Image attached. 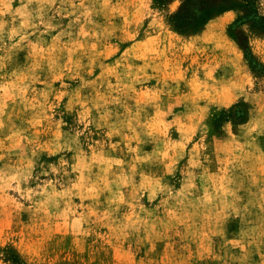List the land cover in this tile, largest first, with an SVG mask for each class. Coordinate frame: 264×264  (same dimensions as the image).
Wrapping results in <instances>:
<instances>
[{
    "label": "rangeland",
    "instance_id": "obj_1",
    "mask_svg": "<svg viewBox=\"0 0 264 264\" xmlns=\"http://www.w3.org/2000/svg\"><path fill=\"white\" fill-rule=\"evenodd\" d=\"M236 1L180 32L181 0H0V264H264V31Z\"/></svg>",
    "mask_w": 264,
    "mask_h": 264
},
{
    "label": "trees",
    "instance_id": "obj_2",
    "mask_svg": "<svg viewBox=\"0 0 264 264\" xmlns=\"http://www.w3.org/2000/svg\"><path fill=\"white\" fill-rule=\"evenodd\" d=\"M179 10L171 15L176 30L180 32H195L204 26L214 15L236 7V0H181ZM244 6L249 8L248 20L253 26L264 31V14L259 11L258 0H241ZM164 3L165 0H157ZM242 21V19H240ZM239 21V22H240ZM253 70L257 69V58L254 55L248 57ZM6 261L12 264H22L23 260L14 250H10Z\"/></svg>",
    "mask_w": 264,
    "mask_h": 264
}]
</instances>
